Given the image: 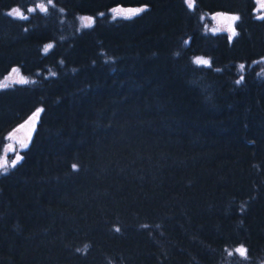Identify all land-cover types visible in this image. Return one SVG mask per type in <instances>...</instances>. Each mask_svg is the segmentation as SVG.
I'll return each instance as SVG.
<instances>
[{"label":"trees","instance_id":"1","mask_svg":"<svg viewBox=\"0 0 264 264\" xmlns=\"http://www.w3.org/2000/svg\"><path fill=\"white\" fill-rule=\"evenodd\" d=\"M128 6L147 7L127 19ZM255 8L0 0V81L28 78L0 86V155L40 110L22 159L0 171V264H264ZM217 13L239 17L231 40L206 29L202 16Z\"/></svg>","mask_w":264,"mask_h":264},{"label":"rangeland","instance_id":"2","mask_svg":"<svg viewBox=\"0 0 264 264\" xmlns=\"http://www.w3.org/2000/svg\"><path fill=\"white\" fill-rule=\"evenodd\" d=\"M188 4L192 5V0H185ZM37 5H44L45 9L47 6L46 2H39ZM37 9H40L37 7ZM33 9V8H30ZM41 10V9H40ZM11 9L8 11L10 12ZM22 13V16L25 15V13L20 10ZM255 13L257 17H264V4L261 3V0H256V8ZM234 15L228 14L227 16L220 15L217 16L216 14H210V15H203L202 18L205 19V27L207 30L211 32H219V31H225L230 36H232V31L230 29V25L232 28H234V22L230 20V17ZM85 18V17H83ZM82 21V18H81ZM84 23H88L89 21L87 19H83ZM198 59H203L209 61L208 58L197 55L193 58L194 62H196ZM203 65V64H202ZM209 65V64H208ZM260 67L262 68V73H264V57L259 62ZM239 69L243 70L240 68ZM22 81H28V78L23 75L18 69H14L10 73L4 76L3 79L0 81V86L13 84V83H23ZM35 124V116H32V118H29L19 126H17L15 129L10 131L6 136V143L3 147L2 153L0 155V160L6 161L4 164V168L9 169L10 166H12L11 161L16 158L17 155L22 157V151L26 148L31 133L33 131ZM0 171H3V169H0ZM239 248V247H238Z\"/></svg>","mask_w":264,"mask_h":264},{"label":"snow or ice","instance_id":"3","mask_svg":"<svg viewBox=\"0 0 264 264\" xmlns=\"http://www.w3.org/2000/svg\"><path fill=\"white\" fill-rule=\"evenodd\" d=\"M48 2L51 3L52 0H48ZM261 3L264 4V0H261ZM189 6L191 7V4H189ZM37 7H39L41 9V11H46L44 5H37ZM146 7L147 6H145L144 8L129 9L128 11L130 12L131 15L128 16V17H126V18L127 19H130L132 16L137 15L140 12L146 10ZM28 11L31 12V11H33V9H28ZM7 15H9L11 17H14V18H17V17L24 18V17H22V13H21V11H20L19 8H12L11 11L9 13H7ZM260 18H264V17H260ZM83 19H87L89 22H91V19L92 18L91 17H85ZM230 20L234 22V21L239 20V17L238 16H232V17H230ZM229 27H230V29L232 31V35H236L235 29L232 28L231 25ZM231 39H232V36H229V40H231ZM51 47H52L51 44L45 46L44 51L45 52H48V50ZM196 63L203 64V65H208L209 64V61L203 60V59H198L196 61ZM240 68L243 69L244 68V65H240ZM260 75H264V73H261ZM242 80H243V77H241V80H237L236 83L239 84V83L242 82ZM22 82L23 83H26L27 81H22ZM39 111L40 110L38 109L37 110V113H34L33 115L34 116L37 115L39 113ZM21 159H22V157L19 156V155H17L16 158L11 161L12 166H15ZM5 163H6V161L0 160V169H3V171L6 172L8 169L7 168H4V164ZM72 168L73 169H77V165L76 164H73L72 165ZM117 231H119V229H117ZM235 252L239 253L241 256H246L247 249L243 245H241L239 248L235 249ZM231 254L232 253H229V255H231Z\"/></svg>","mask_w":264,"mask_h":264},{"label":"water","instance_id":"4","mask_svg":"<svg viewBox=\"0 0 264 264\" xmlns=\"http://www.w3.org/2000/svg\"><path fill=\"white\" fill-rule=\"evenodd\" d=\"M116 9H117V8H116ZM129 9H136V7H134V6H128V7H125V8L120 7V10H121L122 12H126V13H130V12L128 11ZM216 15H217V16H220V15L227 16L228 13H217Z\"/></svg>","mask_w":264,"mask_h":264}]
</instances>
